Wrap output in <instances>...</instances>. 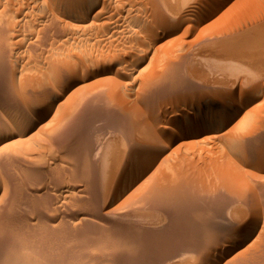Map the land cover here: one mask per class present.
I'll list each match as a JSON object with an SVG mask.
<instances>
[{"label": "rangeland", "instance_id": "rangeland-1", "mask_svg": "<svg viewBox=\"0 0 264 264\" xmlns=\"http://www.w3.org/2000/svg\"><path fill=\"white\" fill-rule=\"evenodd\" d=\"M73 1L0 0V264H264V0Z\"/></svg>", "mask_w": 264, "mask_h": 264}, {"label": "bare ground", "instance_id": "bare-ground-1", "mask_svg": "<svg viewBox=\"0 0 264 264\" xmlns=\"http://www.w3.org/2000/svg\"><path fill=\"white\" fill-rule=\"evenodd\" d=\"M7 3V2H6ZM88 4H90L89 5V7L85 10V6L86 5H88ZM2 5V4H1ZM97 5H98V0H85V1H73V2H71L70 4H69V6L73 9V8H75V9H78V11L79 12H82V11H85V15H84V18H79V19H84V20H92V18L94 17V14L92 13L93 11H94V9H96V7H97ZM6 6H7V4H6ZM7 10V9H6ZM9 12H11V11H9ZM14 12V11H13ZM12 12V13H13ZM84 13V12H83ZM7 16V15H6ZM8 19V18H7ZM1 22V21H0ZM16 23H18V22H16ZM172 23V22H171ZM1 24V23H0ZM97 24H99V23H97ZM93 25V24H92ZM88 26V25H87ZM10 27H12V26H10ZM94 33V32H93ZM99 40V39H98ZM104 50V49H103ZM82 66V65H81ZM11 99V98H10ZM16 102V101H15ZM50 111V110H49ZM57 111V110H56ZM2 121V120H1ZM7 121V120H6ZM164 129V128H163ZM5 145H7V144H5ZM1 148H2V146H1ZM7 154V153H6ZM11 155V154H10ZM68 155V154H67ZM130 155V154H129ZM18 157V156H17ZM122 157V156H121ZM6 160V159H5ZM7 161V160H6ZM20 167V166H19ZM128 168V167H127ZM126 168V169H127ZM86 169V168H85ZM129 178H130V176H128ZM129 180V179H128ZM127 180V181H128ZM125 183V182H124ZM69 242V241H68ZM19 253V252H18ZM47 256H48V254H47ZM44 257V256H43Z\"/></svg>", "mask_w": 264, "mask_h": 264}]
</instances>
